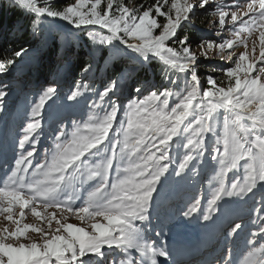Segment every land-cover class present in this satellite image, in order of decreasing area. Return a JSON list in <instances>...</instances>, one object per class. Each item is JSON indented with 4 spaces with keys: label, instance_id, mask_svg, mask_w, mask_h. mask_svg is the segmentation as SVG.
Instances as JSON below:
<instances>
[{
    "label": "snow or ice",
    "instance_id": "obj_1",
    "mask_svg": "<svg viewBox=\"0 0 264 264\" xmlns=\"http://www.w3.org/2000/svg\"><path fill=\"white\" fill-rule=\"evenodd\" d=\"M9 3L34 17L33 35L42 20H60L69 26L61 36L66 44L78 42L79 34L87 33L98 50L126 56L132 70L147 71L159 63L165 82L175 86L182 75L184 83L179 91L152 86L144 94L145 82L133 90L120 115L117 92L122 77L118 75L99 91L101 102L109 98L102 115L89 114L70 126L59 120L49 123L51 147L37 163L43 111L56 92L54 87L45 88L31 108L30 122L22 129L19 154L14 147V163L0 180V264H91L93 260L107 264L110 255L116 264L118 253L127 257L131 250L138 252L140 259H129L127 264H164L158 257L171 262V250L147 237L144 225L151 223L160 187L173 172L177 179L182 178L190 162L203 157L209 134L215 137L211 159L220 164L216 173L219 186L207 199L202 219H214L213 213L219 212V202L225 198L247 197L264 189V0H250L243 12L238 3L228 5L237 11L216 5L219 29L215 35L222 37L227 29L232 38L201 42L200 56L205 60L213 58L208 55L213 50L227 54L219 57L226 65L220 68L226 86L208 74L206 87L202 86L199 57L191 50L190 37H180L179 31L184 24H194L192 17L210 0H155L133 7L123 0H72L59 9L50 6L51 0H44V6L37 0ZM254 32H258V55L256 40L249 49ZM241 46L242 51H233ZM32 52L31 47L13 50L10 45L6 49L10 58H0V75L8 74L18 60ZM91 69L88 64L83 71ZM9 89V84L0 82V112ZM81 95L77 87L66 101L77 103ZM90 107H97L95 101ZM184 137L186 154L176 164L172 146L175 142L179 148ZM97 157L96 163H90ZM241 161L242 180L226 184L225 176ZM172 165L176 166L170 171ZM93 180L94 186L89 185ZM259 204L253 221L257 230L250 232L252 239L246 241L250 251L241 264H264V243L255 247L264 240V197ZM199 209L201 200L195 199L183 216L193 217ZM26 210L39 224L23 222ZM70 216L86 227L69 223ZM243 228V223L232 220L225 239H235ZM161 235L163 231L156 233ZM217 259L236 264L223 255ZM206 264H212V259Z\"/></svg>",
    "mask_w": 264,
    "mask_h": 264
},
{
    "label": "rangeland",
    "instance_id": "obj_2",
    "mask_svg": "<svg viewBox=\"0 0 264 264\" xmlns=\"http://www.w3.org/2000/svg\"><path fill=\"white\" fill-rule=\"evenodd\" d=\"M170 2V0H169ZM250 0H210V3L204 9H198L196 13H201L206 11L207 15L204 18V24H199L198 26L203 27L202 32L208 34L209 39L214 40L219 43L222 42L225 38H232L231 33L225 29L222 37H217L215 34L219 29L218 24V14L214 12V9L217 4L223 5L226 11H237L238 9L232 7L229 8L228 5L239 4V11H246V5ZM133 7V5H127ZM230 20V18H229ZM47 24V34L50 35V31L53 29L54 32H65V30L60 29L58 26L67 29L69 26L65 22L57 20L55 22H50V20H45ZM246 35V33H245ZM258 32H254L252 37L249 38V49L252 46V40L257 41L256 54H259L258 47ZM201 41V42H202ZM200 43L196 45H190L192 52L196 53L200 61H204L205 64L209 66H217L216 72H218L217 79L215 75L213 77L218 82H223L226 86V80L220 68L226 66L224 61L219 57L221 55L225 56L226 53H216L215 50L210 51L208 55L213 57L212 59L205 60L203 56H200L201 47ZM36 45V44H35ZM78 46V42L75 43ZM33 52L17 62L16 66L11 69L9 72L10 75L7 77L3 83L10 85V95H8L4 100V111L0 112V180L6 175L8 166L14 163V152L19 154L18 141L22 133V129L30 122L31 108L34 103L38 102L39 94L47 87H42L39 90L37 95H34L29 98V100L20 102L23 99L21 94L23 93V88H16L14 83L17 80L22 83L25 76H28L29 73V64L33 62L32 55L37 52V47L34 46ZM63 49V48H62ZM106 53L112 54L115 57H120L121 55L110 52L108 49H105ZM243 47L234 48L233 51H242ZM204 64V66H205ZM207 68V67H205ZM127 70H132V67L127 68ZM207 72H204L205 75L202 77L206 81V76L211 74V67L206 69ZM65 77H63V80ZM126 79V77H125ZM122 80L121 88L117 92L120 103V115H123V108L127 104L128 100L131 98L128 95L127 90H125L124 80ZM175 79V77H173ZM167 88L172 91H179L183 88L184 77L181 75L179 82L174 86L169 82H165ZM52 87L56 88V92L49 101L43 111L44 117V131L41 134L42 139L38 147V153L35 157V162L39 163L44 158L45 150L51 147L50 137L48 135L49 123L52 121L59 120L61 124L71 125L73 121L86 120L89 114L102 115L106 106L109 103V98H105L104 101H100L99 93L96 95L97 99H87L86 101L78 98V102L74 104H69L66 101L67 95L70 93H64L62 96H58L59 99L55 97L58 95L59 90L57 89L56 84ZM207 86V84H206ZM102 90V89H101ZM100 90V91H101ZM150 91V90H149ZM81 92V91H80ZM147 94V92H144ZM127 95V97H126ZM129 97V99H128ZM115 99V97H112ZM60 101L63 106L67 109L66 115L64 114L61 117L54 118L56 115L55 110L58 107L57 104ZM95 101L97 107L95 109L90 106ZM19 103V104H18ZM17 106V107H16ZM60 106V105H59ZM69 110V111H68ZM16 118H18L16 121ZM222 115H221V128H222ZM114 134V133H113ZM187 137L182 138L180 141L181 146L177 148V144L173 143V154L178 157L176 164L179 162V158H182L186 154L185 150L182 147L183 143H186ZM206 146L204 150V155L202 158H197L195 161L190 162V168L185 170V174H182V178L177 179L175 173L169 176L168 180L164 182L163 186L160 187L158 195L153 207V215L151 223L145 224V235L149 237L152 241H155L157 245H166L172 252L171 262L174 264H206L207 260L212 259V264H224L222 259L218 260L217 258L228 257L236 261V264H241L244 258L247 256L250 249L246 247V241L252 239L250 232L256 231V227L253 225V221L256 220L257 209L260 207L259 201L264 197V189H257L255 194H249L247 197H233L225 198L219 202V212L213 213L214 219L210 221H204L202 219L203 209L206 206L207 199L211 198L212 191L218 187V181L216 179V173L219 170L220 164L218 161H213L211 156L215 148V137L210 134L206 136ZM28 150H31L30 146ZM99 157L94 158L90 163H96ZM126 163V162H125ZM243 161L240 162L238 168L234 171H230L225 176V183L231 184L233 179H241L244 175L243 170ZM170 166V171L172 167ZM123 167V165H122ZM195 169V171H193ZM112 175H115V172H112ZM95 180L89 181V185L94 186ZM195 199L201 200V209L198 210L197 214H194L193 217H184L183 211H185L188 205L194 202ZM78 206H83L82 203H79ZM18 211V210H17ZM51 211V209H50ZM264 215V214H262ZM232 220H235L236 223H243L244 228L238 236L233 239L228 237L225 239L226 232L229 229V224ZM24 223H37L39 221L34 218L30 211L26 210V215L23 219ZM69 223L77 224L79 226H85L81 221H79L75 216H70L68 219ZM90 223V222H89ZM55 226V225H54ZM234 226V225H232ZM163 231V235L157 237L156 233ZM31 234V233H30ZM35 235V234H32ZM195 236L197 242L195 245L190 244V246H183L181 243L182 238H189ZM264 243V240L258 241L255 247L259 248L260 244ZM229 252L231 256L229 257ZM258 257H252L256 259ZM113 257L110 255L107 264H112ZM116 264H121L123 261L124 264H127L129 259H140V254L135 250H131L129 256L125 257L122 252L118 253L115 256ZM158 261H163L164 264H171V262L165 257H158ZM95 264V260L91 262Z\"/></svg>",
    "mask_w": 264,
    "mask_h": 264
},
{
    "label": "trees",
    "instance_id": "obj_3",
    "mask_svg": "<svg viewBox=\"0 0 264 264\" xmlns=\"http://www.w3.org/2000/svg\"><path fill=\"white\" fill-rule=\"evenodd\" d=\"M37 2L40 6H44V0H37ZM68 2H72V0H51L50 6L59 9ZM119 2L120 0H117V3ZM123 2L133 6H147L154 3L155 0H123ZM206 15V11L196 13L192 17L194 24H184L179 31V36L183 37L188 34L190 45H196L202 40L209 39L208 34L201 31L203 27L198 26L206 23L204 22ZM33 19L34 17L26 16L21 10L10 5L9 0H0V58H10L11 53H6V49L10 45L13 50H18L20 46L31 48L35 46L38 48L37 52L31 56L33 62L28 66L29 73L28 76H25L22 86L18 80L14 83L17 89L23 88L21 103L37 95L42 87H52L54 85L52 83L55 82L58 83L55 87L59 90L58 95L55 97L56 99H59V95L62 96L70 89L77 87L82 93L81 99L85 101L87 99H97L96 95L99 91L118 75L122 77V80L126 77L124 87L131 98L134 95L133 90L137 86L145 85V82H147V86L144 92L151 90L152 86L157 89L166 87L162 79L161 64L154 63L147 71L127 70V68L131 67V61L126 56L115 57L106 53L105 49L98 50L93 46L87 33L79 34L78 46L75 43L66 44L61 39L64 33H56L52 29L50 35H48L47 24L45 20H42L37 25L39 31L33 35L31 30ZM159 19L162 23L163 18ZM175 46L179 47L178 44ZM88 64L92 65V69L85 73L83 69ZM204 64V61H200L198 69L202 86L206 87V81L202 78L205 75L204 72H207L206 69L211 67L210 73L215 75L216 79L219 74L216 72L217 66H209L207 64L204 66ZM8 75L10 74L0 75V82L5 81L7 78L3 77ZM63 77H65L64 80ZM62 103L60 104L59 101L55 104V107L56 105L58 107L55 110L56 115H54V118L68 113Z\"/></svg>",
    "mask_w": 264,
    "mask_h": 264
},
{
    "label": "water",
    "instance_id": "obj_4",
    "mask_svg": "<svg viewBox=\"0 0 264 264\" xmlns=\"http://www.w3.org/2000/svg\"><path fill=\"white\" fill-rule=\"evenodd\" d=\"M60 29H63V30H65L63 27H61V26H58Z\"/></svg>",
    "mask_w": 264,
    "mask_h": 264
},
{
    "label": "bare ground",
    "instance_id": "obj_5",
    "mask_svg": "<svg viewBox=\"0 0 264 264\" xmlns=\"http://www.w3.org/2000/svg\"><path fill=\"white\" fill-rule=\"evenodd\" d=\"M171 259H172V257H171Z\"/></svg>",
    "mask_w": 264,
    "mask_h": 264
}]
</instances>
